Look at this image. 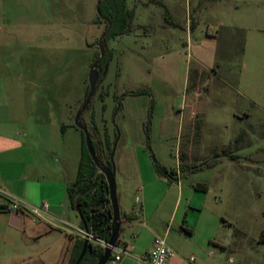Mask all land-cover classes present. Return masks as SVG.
Listing matches in <instances>:
<instances>
[{"label": "rangeland", "instance_id": "rangeland-1", "mask_svg": "<svg viewBox=\"0 0 264 264\" xmlns=\"http://www.w3.org/2000/svg\"><path fill=\"white\" fill-rule=\"evenodd\" d=\"M164 1L168 8L162 0H126L134 13V34L105 42L109 62L102 79L112 83L111 95L120 102L128 96L120 110L117 101L111 112L119 138L115 159L125 122L132 138L144 137L146 149L169 169L179 159L181 170L190 159L198 165L212 161L183 174L181 181L208 187L200 195L218 204L226 226L223 235L230 230L240 246L226 256L236 264H264V14H220V3L212 0ZM99 3L0 0V29L7 31L5 36L0 31V46H10L5 53L0 47V77H15L8 84L13 125L17 133L23 128L30 132L31 146L57 134L72 143L80 130L74 118L86 99L85 83L89 87L105 34V23H98ZM239 25L250 30H238ZM229 37L240 50L229 49ZM94 102L95 97L83 118ZM196 105L202 129L189 147V120L200 117L193 114ZM64 125H70L67 134ZM165 136L168 140L162 141ZM94 137L101 139L97 133ZM104 146L99 153L107 165ZM119 181L117 177V185ZM128 201L135 204L132 197ZM1 225L0 264L41 263L45 246H29L22 230L7 231ZM200 238L198 233L195 240Z\"/></svg>", "mask_w": 264, "mask_h": 264}, {"label": "crops", "instance_id": "crops-1", "mask_svg": "<svg viewBox=\"0 0 264 264\" xmlns=\"http://www.w3.org/2000/svg\"><path fill=\"white\" fill-rule=\"evenodd\" d=\"M212 1L220 3L218 10L220 14H264V0ZM202 2H199V8ZM159 3L169 7L164 0ZM188 23L191 34V21L188 20ZM237 28L250 30L249 25H239ZM0 31L3 32V36L6 35V30L0 29ZM260 31L264 33V29ZM129 34H134V31L126 35ZM228 39L230 40V37ZM230 41L229 49L240 50L236 40ZM261 42L264 43V38ZM248 46L249 40H246L245 50ZM0 47L3 53L10 50L7 43ZM238 60L241 61L242 58ZM2 76L0 77V84L3 85L0 87V211L3 212H0V225L2 224L1 226L7 231L22 230L29 246H45V257L40 264H71L78 241H85L77 233V230L84 228L81 216L78 210L71 206L68 195L70 186L79 175L83 138L80 130H77L73 134L72 143L61 139V135L57 134L51 141L31 146L30 132L23 128V132L17 133L13 125V108L10 106L8 84L13 83L15 77ZM24 77L23 74L19 79L23 80ZM100 82L101 85L95 95L98 102L93 103L87 117L83 119L86 120L94 141H96L95 133L99 134L101 139L96 142L101 148L102 143L105 145L106 136L109 142H114L118 138L117 128L113 123L111 126L110 118L111 112L113 113L117 106L116 102L120 101L117 95H111L112 83L107 78ZM87 87L85 83L84 99ZM127 98L128 96L123 97L119 110ZM197 109L196 105L193 114L200 117L189 120V147L195 145L196 132H201L202 129L198 125V121L202 122V114L198 113ZM1 116L7 121L2 120ZM243 117L249 115L244 113ZM69 127L70 125H64L62 129L64 134L68 133ZM120 127L122 133L118 146H121V153L116 157L115 163L117 177L120 178L118 183L122 216L120 240L128 245V256L120 263L109 261L108 264H142L139 262L140 257L154 248L157 239L167 240V237L173 240L170 243L166 241L176 254L172 260L173 264H236L234 259L231 260L232 258L229 259L226 255L240 250L239 243L231 235L230 227L227 235H223L226 234L224 232L226 226L218 204L209 202L206 196L200 195L207 194L208 187L201 183L196 185L192 183L188 187L181 181L183 174L187 173L186 165L194 164L193 160L190 159L189 163L182 164L184 167L182 170L181 159L177 167L170 169L164 161H161L169 171L173 172L175 181L171 182L167 177L160 176L156 172L153 154L146 149L145 138L137 136L133 139L125 122ZM166 140H168L166 136L162 138V141ZM201 186H205L207 191H203ZM10 197L33 208L41 209L43 215L38 217L32 213L21 215L7 212L3 207L9 203ZM129 197L135 200L132 207L128 201ZM45 203L48 204L47 209L43 207ZM130 214H134L136 218L127 219ZM198 233L201 238L195 240ZM191 257L195 258L193 263L189 260ZM29 258L31 261V255Z\"/></svg>", "mask_w": 264, "mask_h": 264}, {"label": "trees", "instance_id": "trees-1", "mask_svg": "<svg viewBox=\"0 0 264 264\" xmlns=\"http://www.w3.org/2000/svg\"><path fill=\"white\" fill-rule=\"evenodd\" d=\"M134 13L127 9L126 0H100L99 4V24L105 23V38L104 42L109 38L120 37L130 33L133 30ZM107 48V47H106ZM109 51L101 63V68L109 62ZM100 77V81L102 80ZM99 81V82H100ZM89 93V87L86 97ZM114 142H109L106 136L105 148L108 151V158L106 160L107 166L112 167L111 154L114 147ZM95 151L101 161L103 157L99 153V144L93 140ZM154 168L160 176L167 177L169 181H175L173 172L169 171L163 166L154 155H152ZM212 161L205 164H188L185 169L187 172H195L211 166ZM203 191H207L205 186H201ZM70 204L77 209L80 216L86 222L87 230L92 232L96 237L109 240L112 232L113 209L110 202L108 182L105 175L98 169L90 156L86 147L85 135L83 133V149L80 163L79 175L77 180L70 186L68 190ZM6 206L3 207L5 210ZM136 216L130 214L127 219L133 220ZM264 243V236L261 239ZM85 241H78L75 256L71 264H75L83 247ZM103 250L89 243L87 255L82 264H96Z\"/></svg>", "mask_w": 264, "mask_h": 264}, {"label": "water", "instance_id": "water-1", "mask_svg": "<svg viewBox=\"0 0 264 264\" xmlns=\"http://www.w3.org/2000/svg\"><path fill=\"white\" fill-rule=\"evenodd\" d=\"M105 36L106 35L104 34V36L100 40L101 56L93 64L90 70L89 93L84 103L82 104L81 108L75 115L74 122H75V126L84 133L86 147L88 149V152L90 156L92 157L94 163L98 167V169L105 175L107 182H108L110 202H111L112 209H113L112 232H111V237L109 239V245L113 247L119 242L121 238V230H122V216H121V208H120V203H119L118 185H117V168H116V163H115V154H116L117 143L119 141V138L116 139L113 150H112V154H111L112 167H109L106 164H104L99 158V156L97 155L94 145H93V139H92L90 130L88 128L87 123L83 119V114L85 113L89 105L92 103V100L94 99L97 93L101 75L105 76L108 70V65L104 67V70H102L100 66L103 59L105 58L107 54V48L104 42ZM81 220L83 222L84 228L87 230L86 222L83 220L82 217H81ZM88 246H89V241L85 240L84 247L75 264L83 263L87 255V252H88ZM111 255H112V249L107 248L103 252V254L101 255V258L96 264H108L111 259Z\"/></svg>", "mask_w": 264, "mask_h": 264}, {"label": "built area", "instance_id": "built-area-1", "mask_svg": "<svg viewBox=\"0 0 264 264\" xmlns=\"http://www.w3.org/2000/svg\"><path fill=\"white\" fill-rule=\"evenodd\" d=\"M45 209L48 208V204L45 203L43 205ZM5 210L10 213H17L21 215L25 214H34L38 217L43 215V212L39 208H33L20 200L15 198H11L9 203L6 204ZM77 233L81 235L85 240H88L89 243L103 250V252L107 248L112 249V255L110 262L112 263H120L124 257L128 256V245L119 240V242L111 247L109 245V240L98 238L92 232L81 228L77 230ZM176 254L172 248L167 245L166 239L159 238L155 242L154 248L140 257L139 262L142 264H173L172 260L175 258ZM190 262L193 263L195 261L194 257H191Z\"/></svg>", "mask_w": 264, "mask_h": 264}, {"label": "flooded vegetation", "instance_id": "flooded-vegetation-1", "mask_svg": "<svg viewBox=\"0 0 264 264\" xmlns=\"http://www.w3.org/2000/svg\"><path fill=\"white\" fill-rule=\"evenodd\" d=\"M102 69V68H101ZM103 70V69H102Z\"/></svg>", "mask_w": 264, "mask_h": 264}]
</instances>
